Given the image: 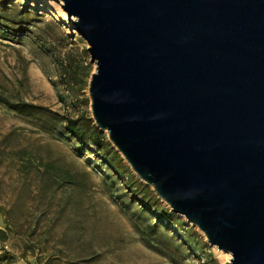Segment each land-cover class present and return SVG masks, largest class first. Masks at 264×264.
I'll list each match as a JSON object with an SVG mask.
<instances>
[{"label": "water", "instance_id": "obj_1", "mask_svg": "<svg viewBox=\"0 0 264 264\" xmlns=\"http://www.w3.org/2000/svg\"><path fill=\"white\" fill-rule=\"evenodd\" d=\"M61 1L97 126L226 264H264V0Z\"/></svg>", "mask_w": 264, "mask_h": 264}, {"label": "rangeland", "instance_id": "obj_2", "mask_svg": "<svg viewBox=\"0 0 264 264\" xmlns=\"http://www.w3.org/2000/svg\"><path fill=\"white\" fill-rule=\"evenodd\" d=\"M60 1L0 0V94L45 108L31 116L0 101V264H226L97 126L89 93L96 65ZM24 10L36 15L20 35L12 20ZM114 151L160 207L140 212L111 165L119 166ZM150 223L164 228L153 229L151 245Z\"/></svg>", "mask_w": 264, "mask_h": 264}, {"label": "trees", "instance_id": "obj_3", "mask_svg": "<svg viewBox=\"0 0 264 264\" xmlns=\"http://www.w3.org/2000/svg\"><path fill=\"white\" fill-rule=\"evenodd\" d=\"M21 13L22 15H26L25 18L22 17L21 20H12L13 25H18L14 27H19L16 29L17 31L19 29L20 35L23 34V31L26 29V25L30 24L29 19L32 17V15H36L31 10L29 11V13H26L25 10L22 11ZM0 101L5 103L11 110L16 111L21 114H25V115L35 116L40 111L45 109L42 106H37V105L31 104V103H28L22 100L13 102L9 100L7 97L3 96L2 94H0ZM68 125H69L68 129L70 130L72 134L80 135L79 134L80 129L75 125L73 121H70ZM94 131L96 135L98 134L97 139L94 141L98 144L102 143L101 141L102 140L104 141V134L100 132L97 128H95ZM114 156L118 159L119 166L114 165V164H111V165L113 166V169L117 172V174L121 175V177L126 181L131 192H133L134 195L131 196V198L137 200L140 203V206H141L140 212L147 213V211L150 212V210L160 207L161 202L158 198H153V203H151L150 200L146 198V196L151 193V190L149 188L144 187L141 183H138L134 179V176L130 173L129 168L123 165L122 159L119 157V155L115 151H114ZM165 213L167 214V217L169 220L172 219L173 215L170 212L165 211ZM148 228L151 229L152 231L147 240L148 244L151 245L154 242V239L152 238V233H154L153 229L155 230L158 228V229L164 230V228H161L158 225L153 224V223L148 224ZM0 237H1V240L6 239V234L2 229H0Z\"/></svg>", "mask_w": 264, "mask_h": 264}, {"label": "bare ground", "instance_id": "obj_4", "mask_svg": "<svg viewBox=\"0 0 264 264\" xmlns=\"http://www.w3.org/2000/svg\"><path fill=\"white\" fill-rule=\"evenodd\" d=\"M61 2V1H60ZM62 3V2H61ZM65 17V16H64ZM71 24H72V21H69ZM203 233V232H202ZM204 234V233H203ZM204 236H205V234H204ZM213 246H215V245H213ZM216 248H218L217 246H215ZM218 250H219V256L224 260V261H226V260H229L230 261V258L232 257L231 256V254L229 253V252H225V251H223V250H220L219 248H218ZM228 261V262H229ZM227 263V262H226Z\"/></svg>", "mask_w": 264, "mask_h": 264}]
</instances>
